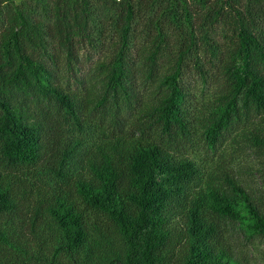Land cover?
I'll return each mask as SVG.
<instances>
[{
    "label": "trees",
    "instance_id": "obj_1",
    "mask_svg": "<svg viewBox=\"0 0 264 264\" xmlns=\"http://www.w3.org/2000/svg\"><path fill=\"white\" fill-rule=\"evenodd\" d=\"M260 244L264 0H0V264H264Z\"/></svg>",
    "mask_w": 264,
    "mask_h": 264
},
{
    "label": "rangeland",
    "instance_id": "obj_2",
    "mask_svg": "<svg viewBox=\"0 0 264 264\" xmlns=\"http://www.w3.org/2000/svg\"><path fill=\"white\" fill-rule=\"evenodd\" d=\"M17 3L22 2L23 0H15ZM99 56V52L94 51L93 49H89L85 55H84V68H88L90 65L93 64V62L98 58ZM189 82L191 87L196 85V82L194 80V76L193 74H191L189 76ZM204 147V148H203ZM197 150H200V156L205 157H212L213 159H215L214 161L219 159V152L217 153V155H214L209 149L205 148V145L203 146V144L199 145V147L197 148ZM197 151V153H198ZM199 154V153H198ZM201 158V157H199ZM202 159V158H201ZM259 248L264 250V244H260Z\"/></svg>",
    "mask_w": 264,
    "mask_h": 264
}]
</instances>
